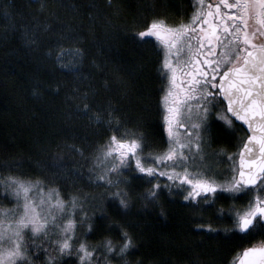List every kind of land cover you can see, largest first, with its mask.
<instances>
[{
  "label": "snow or ice",
  "instance_id": "1",
  "mask_svg": "<svg viewBox=\"0 0 264 264\" xmlns=\"http://www.w3.org/2000/svg\"><path fill=\"white\" fill-rule=\"evenodd\" d=\"M191 3L193 11L186 20L169 23L156 15L133 34L137 43L151 42L158 52L162 81L158 111L165 143L150 146L111 100L94 110L90 96L95 91L74 87L68 96L70 106L105 132L88 156L78 145L67 147L83 157L88 183L104 191L99 197L80 189L65 193L56 183L59 171L51 177L0 174V264H63L65 258H74L75 264H131L127 257L137 246L135 238L126 223L107 215L104 206L107 198L120 209L130 207L125 172L142 174L151 183L145 200L155 201L162 188L170 194L180 190L184 201L207 206L218 219L230 220L231 227L223 232L264 236V0ZM40 6L45 7L44 0ZM80 6L92 9L86 14L95 19V0L88 4L81 0ZM4 14L9 15L7 10ZM48 55L61 68L79 71L85 49L69 28ZM214 124L225 136L246 125L236 152L210 150ZM225 159L227 167L221 170ZM52 167L64 165L57 162ZM82 169L83 164L70 172L65 169L64 178L81 176ZM224 193L230 194L232 203L214 208ZM98 219L106 220L107 227L93 242L88 237L96 234ZM195 227L217 235L221 231L210 219ZM231 264H264V239L244 247Z\"/></svg>",
  "mask_w": 264,
  "mask_h": 264
},
{
  "label": "trees",
  "instance_id": "2",
  "mask_svg": "<svg viewBox=\"0 0 264 264\" xmlns=\"http://www.w3.org/2000/svg\"><path fill=\"white\" fill-rule=\"evenodd\" d=\"M91 2L83 0L84 4ZM44 3L42 9L40 0H0V174L51 177L59 171L56 183L65 193L80 189L99 197L97 187L88 183L83 157L67 145L82 147L88 156L102 142L105 128L77 113L68 96L77 85L82 90L91 87L94 110L111 100L129 127L138 126L150 146L164 144L158 111L162 83L158 52L153 44H139V38L133 37L150 16L138 13L135 0H95L94 20L86 14L92 9L81 7V0ZM69 28L85 49L79 71L61 68L48 55ZM61 42L69 46L67 41ZM57 162L64 168L52 167ZM79 164H83L82 175L65 179V169L70 172ZM127 176L130 207L120 209L107 198L104 206L107 215L126 223L135 238L137 246L127 257L131 264L138 259L145 264H231L244 247L264 237L225 233L222 229L231 227L230 220L218 219L213 209L185 204L166 192H160L155 201L145 200L149 181L133 172ZM3 203L8 205L6 200ZM231 203L230 195L224 193L214 208ZM95 211L99 217V210ZM209 219L221 229L218 235L196 229V224ZM96 224V234L88 237L93 242L100 238L107 221L98 219ZM63 264H75V259L65 258Z\"/></svg>",
  "mask_w": 264,
  "mask_h": 264
},
{
  "label": "flooded vegetation",
  "instance_id": "3",
  "mask_svg": "<svg viewBox=\"0 0 264 264\" xmlns=\"http://www.w3.org/2000/svg\"><path fill=\"white\" fill-rule=\"evenodd\" d=\"M135 1L136 3H134V5L139 9H141V11L144 14H147L148 17L150 16L149 19L146 20L145 25L153 16L156 15L166 17L169 23H178L181 20H186L193 11L191 0H135ZM157 68H158V63H157ZM237 123L240 124L239 122ZM245 135L246 133L244 131V128L240 127L237 129V131L234 134L225 136L223 132L220 130L219 125L214 124L210 133L211 136L210 150H215L219 152L221 149H225L226 151L236 152L237 146L240 143V138L244 137ZM164 140L166 141L165 133H164ZM225 165L227 164L225 163ZM178 193L180 194L179 199L181 202L192 205L189 202L183 200L182 193H180L179 190Z\"/></svg>",
  "mask_w": 264,
  "mask_h": 264
},
{
  "label": "rangeland",
  "instance_id": "4",
  "mask_svg": "<svg viewBox=\"0 0 264 264\" xmlns=\"http://www.w3.org/2000/svg\"><path fill=\"white\" fill-rule=\"evenodd\" d=\"M137 9V11H138V13H141V9H139L138 7H136ZM59 65V64H58ZM67 70H69V69H67ZM225 163L226 164H228V161L225 159V160H223L221 163H220V169L221 170H223V169H225L226 167H227V165H225ZM135 174H137V175H140V176H142V174H138V173H135ZM124 175L125 176H127L128 175V172H125L124 173ZM127 177H129V176H127ZM87 178V177H86ZM143 179V178H142ZM162 179V181H163V179L164 178H161ZM145 181H148V180H146V179H144ZM155 181H152V183H154ZM149 187H148V189L151 187V183H149V185H148ZM93 187V186H92ZM94 188V187H93ZM97 190L99 191V193L101 194L103 191H104V189L102 188V187H97ZM160 192H166V193H168V194H170L169 193V190L167 189V188H162L161 190H160ZM179 192L180 193H182L180 190H179ZM226 194H228V193H226ZM170 195H173V196H176V197H180V194L178 193V190H173L172 191V193L170 194ZM228 195H230V194H228Z\"/></svg>",
  "mask_w": 264,
  "mask_h": 264
},
{
  "label": "water",
  "instance_id": "5",
  "mask_svg": "<svg viewBox=\"0 0 264 264\" xmlns=\"http://www.w3.org/2000/svg\"><path fill=\"white\" fill-rule=\"evenodd\" d=\"M239 123L242 124V122H239ZM243 128L245 129L246 128V125H244Z\"/></svg>",
  "mask_w": 264,
  "mask_h": 264
}]
</instances>
